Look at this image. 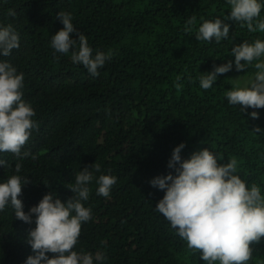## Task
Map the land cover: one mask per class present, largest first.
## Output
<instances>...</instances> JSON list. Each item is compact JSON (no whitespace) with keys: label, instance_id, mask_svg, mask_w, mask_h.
I'll return each instance as SVG.
<instances>
[{"label":"trees","instance_id":"1","mask_svg":"<svg viewBox=\"0 0 264 264\" xmlns=\"http://www.w3.org/2000/svg\"><path fill=\"white\" fill-rule=\"evenodd\" d=\"M60 11L73 18L72 38L83 33L93 55L111 54L98 76L50 46L64 27ZM229 13L226 0H0V23L20 37V47L0 59L24 74L23 98L40 128L27 149L35 159L23 161L28 183L19 199L27 207L49 192L64 200L74 174L95 163L96 176L117 178L108 198L89 186L85 204L94 218L79 251H101L106 264H205L154 208L165 193L150 181L174 173L168 162L181 143L182 159L204 148L221 164L236 159L241 177L264 193V134L254 132L264 129V109L241 112L225 96L232 77L255 69L221 74L208 90L199 86L202 73L234 61V43L264 39L234 21H226L234 40L196 39L204 20ZM252 111L260 118L252 119ZM9 161L12 167L0 166V182L15 173L16 159ZM4 211L0 264H18L28 253L27 227L11 206ZM251 247L249 264H264V239Z\"/></svg>","mask_w":264,"mask_h":264},{"label":"clouds","instance_id":"2","mask_svg":"<svg viewBox=\"0 0 264 264\" xmlns=\"http://www.w3.org/2000/svg\"><path fill=\"white\" fill-rule=\"evenodd\" d=\"M226 4L230 13L223 19L217 16L200 24L195 34L198 41L220 45L234 40L231 24L226 21L237 22L249 33H264V0H226ZM9 14L14 12L10 10ZM58 18L64 27L52 35V49L70 54L73 63L83 65L91 76H98L111 54L93 55L86 35L79 33L78 39L72 38L77 29L71 14L60 11ZM19 47V33L11 24L0 23V56L8 57ZM230 55L234 61L214 65L212 71L202 73L200 88L211 89L221 74L251 67L255 69L251 75L231 79V89L225 96L228 104L238 106L241 112L264 109V39L234 43ZM24 80V74L11 62L0 59V166L12 167L9 160L16 159L15 173L0 182V215L9 214L4 210L11 206L16 219L27 227L28 253L18 264H106L107 257L101 251H79L78 246L84 229L94 218L85 204L90 188L99 196L110 197L117 182L114 175L96 176L100 166L95 163L74 174L73 184L68 187L71 193L64 200L49 192L38 204L27 207L19 199L28 183L27 177L20 174L23 161L32 156L27 149L40 129L34 119L35 109L23 98ZM250 116L259 119L260 112L252 111ZM254 132L264 134V129L257 126ZM185 147L181 143L173 149L168 168L174 173L150 181L153 188L165 193L155 211L205 264H249L251 245L264 239V193L241 177L236 159L221 164V158L209 148L182 159Z\"/></svg>","mask_w":264,"mask_h":264},{"label":"rangeland","instance_id":"3","mask_svg":"<svg viewBox=\"0 0 264 264\" xmlns=\"http://www.w3.org/2000/svg\"><path fill=\"white\" fill-rule=\"evenodd\" d=\"M240 76H234V77H232L231 79H236V78H239ZM231 79H230V81H231ZM231 83H232V81H231Z\"/></svg>","mask_w":264,"mask_h":264}]
</instances>
